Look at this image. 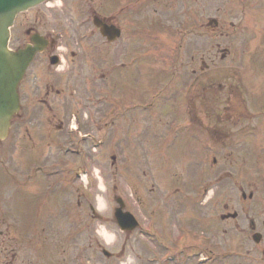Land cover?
<instances>
[{"label": "rangeland", "instance_id": "374dc122", "mask_svg": "<svg viewBox=\"0 0 264 264\" xmlns=\"http://www.w3.org/2000/svg\"><path fill=\"white\" fill-rule=\"evenodd\" d=\"M123 2L56 0L51 2L53 7L42 5L20 15L13 29V48L18 38L25 42V34L31 30L48 35V30L59 26L68 34L76 30L80 35L89 29V26L82 25V21L87 19L88 10L94 8L102 14L109 12L115 16V22L127 30L122 44L126 43L123 47H130L132 51L129 56L127 54L130 52L125 48L128 60L135 58L129 62L130 68L125 74L121 70H111L110 74L111 65L114 67L113 64H120L124 60L119 41L108 52L107 49L103 51L98 37L87 40L89 42L85 40L83 43L91 51H81L82 62L94 60L97 63L92 74L109 72V93L102 95L97 108L93 106L99 110L94 119L96 123L85 121L82 124L80 121L79 132L71 135L67 130V117L60 131L56 127L28 129L29 134L33 135L32 141H29L25 125L22 124L20 128L14 127V138L0 147V153L5 152L4 156H26L37 161L43 160V156H56L55 160H44L46 165H50L48 168L53 169L58 162L63 170H69L70 176L78 170L81 174H89V181L80 178L74 180L72 185L75 190L79 189L76 194L66 193L68 203L63 202L57 217L49 215L47 204L44 209L45 233L52 244L50 250L53 251L54 242H58L62 264H126L129 261L128 264H151L152 249L153 252L157 251L155 246L159 235L154 237L152 247L147 235L138 231L123 233L115 220V210L119 208L117 198L127 202L126 210L136 214L147 230L151 219L166 220L158 208L162 205L161 200L187 199L182 198L185 192L173 194L176 185L182 186L183 191H189L186 194L190 200L196 196L194 187L197 184L210 185L211 191L204 199L210 200V203L201 206V210L188 211L178 202L172 206L173 213L169 214L167 221L156 224L158 231H164L161 239L164 245L170 243L168 240L171 236L179 233V223L195 222L198 211V218H202L212 208L218 207L215 215L219 216L227 213L225 206L228 205L231 213H239L241 220L238 223L242 227H247L244 219L247 213L264 217V0H147L138 7L134 6L135 0H126V14L119 21ZM160 2L165 7L162 5L159 8ZM155 9L158 11L155 12ZM162 14L171 15L172 31L179 27L183 29L184 23L191 27L187 38L189 58H199L205 54L208 66L214 68L217 64V68L207 75V120L205 110L190 112L194 123L199 118L200 122L204 121L202 128L193 124L189 129L176 130L178 133H175L168 125L175 122L182 125L188 120L179 88L175 93L167 90L164 100L163 97L158 100L159 105L155 109L148 112L141 109L144 101L150 103V94L154 92V83L150 80L153 77V67L150 66L152 59L148 57L149 61L142 50L152 45L154 37H147L157 33L158 19ZM214 19L220 23L219 30L206 34L204 39L200 38L197 34L199 24L205 21L209 24ZM70 36L68 39L73 40L71 45L78 47L74 41L77 40L76 36ZM64 45H68L67 41ZM138 46L139 52H136ZM224 50L228 51L226 60L221 59ZM180 55L183 56V50ZM66 59L71 60L67 54ZM135 61L138 63L135 64ZM74 66L76 64L71 65ZM84 68L85 77L89 64H85ZM110 75L113 79H110ZM78 76L75 75V79ZM193 77L190 75L183 79L182 88L192 83ZM220 85L225 87L221 89L223 91L219 90ZM87 88V84H84L80 92L84 89L88 91ZM70 97L67 92L63 97L68 99L62 106L61 120L68 113L80 110ZM139 99L143 100L141 104ZM106 111L111 112L108 119L104 114ZM29 116L40 117V109L31 111ZM87 134L93 138L86 140ZM60 142L62 148L58 146ZM76 151H80V155ZM113 157H116L115 162ZM215 158L217 163L214 162ZM225 172L233 176L228 173L231 177L223 178L219 183L221 174ZM101 183L104 192L99 189ZM241 188L248 198L251 193L254 197L244 200ZM98 196L104 199L103 208L99 206ZM76 199L80 200L79 208ZM157 201V206L150 207ZM90 205L96 211L95 216ZM105 235L113 236V241L108 243ZM238 236L231 238L220 235L219 238L223 243L229 244L231 239L239 243ZM253 246L256 252L264 248V245L255 246L252 240L247 246L242 244L244 249ZM104 249L112 254L111 258L103 255Z\"/></svg>", "mask_w": 264, "mask_h": 264}, {"label": "flooded vegetation", "instance_id": "af4514ba", "mask_svg": "<svg viewBox=\"0 0 264 264\" xmlns=\"http://www.w3.org/2000/svg\"><path fill=\"white\" fill-rule=\"evenodd\" d=\"M134 4L135 7L140 6L138 0ZM143 1V0H139ZM120 8L121 17L126 14V1L122 3ZM165 5L160 2L159 8ZM158 10L155 9V12ZM103 24L111 25L115 23V17L110 14L102 16L93 8L89 10L88 19L83 20V26H89V38L94 39L98 37L100 44L103 46V51L111 50V43L102 37L101 32L94 26L95 18ZM157 24L156 34L152 37L154 40L152 45L147 50H142L145 57H150V66L153 67V78L155 80L172 82L177 80L176 85L182 87L181 81L193 75L194 80L198 81L197 91L194 87L192 92L181 94L182 100L185 99V107L191 106L200 107L197 112L205 108L206 92H207V62L205 54L196 58L193 56L189 58V41L191 28L189 25L183 24V29L178 28L177 32L172 31V21L170 14H162ZM122 29V35H127V30L119 25ZM197 34L204 39L207 34V23L201 22L199 24ZM210 30L218 29L219 24L215 23L209 25ZM140 33V32H137ZM140 35V34H139ZM49 45L47 49L36 57L31 65L29 72L20 87L22 97L23 112L27 115L35 109H40V119L35 120V126L46 128L62 129L63 121L60 115L56 112L55 100L58 96L64 94L67 90L73 91L75 87V75L80 74V67L78 62L80 58L76 53L71 52V60L66 61V64L61 67L59 65V47L58 42L48 36ZM143 41V40H142ZM122 42V41H121ZM27 42L26 44H28ZM143 43V42H140ZM120 52H123V61L121 63L122 71L125 74L127 71L128 58L126 57V46H121ZM138 46L136 49H139ZM175 48L177 49V56H175ZM163 50L161 53L160 51ZM183 50V56L180 55ZM137 52V51H136ZM185 52V53H184ZM160 55H163L160 58ZM77 60V62H76ZM104 61V60H102ZM57 63L56 65H54ZM93 61L90 62L93 65ZM138 62H135L137 64ZM72 64L76 66L71 67ZM77 73L73 77V72ZM133 74V73H131ZM134 75V74H133ZM108 73L103 74V78H107ZM194 81V82H195ZM170 84H167L168 87ZM225 87L221 86V89ZM223 91V90H222ZM35 119V117H33ZM37 160H31L26 156H20L16 159L15 156H0V264H61L58 253L56 259L47 263V255L50 256L49 250L46 246L48 238L36 230L31 228V224L38 225L41 223L40 217H32L30 215L31 205H36L41 208L46 203V186L38 182L39 172H35L32 167H37ZM10 170L17 173L15 176ZM53 172V171H50ZM57 177L56 182L61 181V174L54 172ZM45 179L51 177L47 176L46 171L43 172ZM11 192V195H8ZM59 194L55 192L54 202H58ZM187 201H181L180 206L186 208ZM229 211V206H225ZM178 212L180 210H177ZM173 213V211H171ZM199 213V211H198ZM198 213L194 217L195 222L179 223V233L171 236L168 240V245H157L158 249L155 258H158L161 252H168L169 258L162 261V264H264V248L256 252V249H244L242 244L246 246L249 240L253 241V236L258 234L261 237L260 243H253L255 246L264 245V217L250 216L247 213L246 226L242 227L238 221L240 218H227L216 216L217 211L211 210L209 217L203 216L198 218ZM19 214V216H18ZM165 215V213H162ZM168 215V214H167ZM164 220V219H163ZM167 221V218H166ZM165 223V222H164ZM225 225V227L223 226ZM235 229V231H231ZM164 234V231L162 230ZM239 235V243H223L219 236ZM234 247V248H232ZM56 252V250H55Z\"/></svg>", "mask_w": 264, "mask_h": 264}, {"label": "water", "instance_id": "95a60500", "mask_svg": "<svg viewBox=\"0 0 264 264\" xmlns=\"http://www.w3.org/2000/svg\"><path fill=\"white\" fill-rule=\"evenodd\" d=\"M46 0H0V138H6L10 122L19 110L18 84L37 52L29 47L18 52L9 49L10 28L16 16ZM116 35V33H114ZM114 37V36H113ZM37 40H34L36 42ZM120 213V212H119ZM121 223L122 216L118 214ZM122 225V224H121ZM134 224L131 225V229ZM108 255V254H107Z\"/></svg>", "mask_w": 264, "mask_h": 264}, {"label": "bare ground", "instance_id": "6f19581e", "mask_svg": "<svg viewBox=\"0 0 264 264\" xmlns=\"http://www.w3.org/2000/svg\"><path fill=\"white\" fill-rule=\"evenodd\" d=\"M100 190L102 191V192H104L105 190H104V186L102 185V183H101V185H100ZM98 201H99V206H100V208H103L104 207V199H103V197L102 196H98ZM105 238H106V241H108V243H110L111 241H113V239H114V237L113 236H111V235H105ZM130 262V261H129ZM128 262V263H129ZM128 263H126V264H128Z\"/></svg>", "mask_w": 264, "mask_h": 264}]
</instances>
